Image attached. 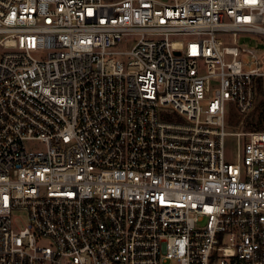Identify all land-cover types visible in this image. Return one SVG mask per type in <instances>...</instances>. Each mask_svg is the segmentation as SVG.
<instances>
[{"label": "built area", "instance_id": "built-area-1", "mask_svg": "<svg viewBox=\"0 0 264 264\" xmlns=\"http://www.w3.org/2000/svg\"><path fill=\"white\" fill-rule=\"evenodd\" d=\"M243 36L264 0H0V264H264Z\"/></svg>", "mask_w": 264, "mask_h": 264}, {"label": "rangeland", "instance_id": "rangeland-1", "mask_svg": "<svg viewBox=\"0 0 264 264\" xmlns=\"http://www.w3.org/2000/svg\"><path fill=\"white\" fill-rule=\"evenodd\" d=\"M115 1V0H112ZM240 44L244 47L249 48H259L264 50V41L259 37H250V36H243L240 37ZM261 106V105H260ZM228 108L231 110V114L229 115V119H231L230 127L227 128L229 132H236L238 131L236 122L237 117L234 112V106L232 104H228ZM255 119L253 118V121ZM237 138L228 136L226 139V156L231 162H236L237 158ZM34 147H41V145L36 144Z\"/></svg>", "mask_w": 264, "mask_h": 264}, {"label": "trees", "instance_id": "trees-1", "mask_svg": "<svg viewBox=\"0 0 264 264\" xmlns=\"http://www.w3.org/2000/svg\"><path fill=\"white\" fill-rule=\"evenodd\" d=\"M259 118L263 119L264 118V103L261 104L259 107Z\"/></svg>", "mask_w": 264, "mask_h": 264}]
</instances>
